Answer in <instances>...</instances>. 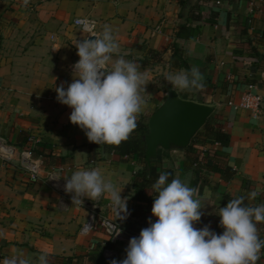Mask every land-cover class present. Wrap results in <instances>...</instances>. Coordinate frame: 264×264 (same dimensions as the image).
Here are the masks:
<instances>
[{"label":"crops","instance_id":"0c3cea01","mask_svg":"<svg viewBox=\"0 0 264 264\" xmlns=\"http://www.w3.org/2000/svg\"><path fill=\"white\" fill-rule=\"evenodd\" d=\"M76 18L95 20L97 34L109 25L119 55L147 73L141 93L147 106L137 121L146 127L172 88L165 73L200 70L202 90L175 91L214 109L207 122L226 135L224 143L215 145L213 130L200 129L186 148L158 150L151 165L197 189L207 217L220 220L219 208L242 195L248 206L264 203V0H29L26 7L23 0H0V145L12 151L0 154V264L21 251L33 258L45 253L49 264H109L125 258L149 218L155 222L151 188L144 192L149 204L135 198L134 174L143 170L136 155L103 146L91 151L69 120L72 109L57 102L55 87L71 84L75 43L86 38L73 26ZM181 25L197 30L195 38H177ZM151 51L160 59L142 63ZM248 85L262 96L257 115L234 106ZM28 149L34 180L22 163ZM95 168L127 200V219L120 221L105 197L72 204L65 180L55 179ZM257 227L264 239V223ZM257 264H264V248Z\"/></svg>","mask_w":264,"mask_h":264},{"label":"clouds","instance_id":"9594fccd","mask_svg":"<svg viewBox=\"0 0 264 264\" xmlns=\"http://www.w3.org/2000/svg\"><path fill=\"white\" fill-rule=\"evenodd\" d=\"M29 0H23L27 6ZM77 23H82L77 21ZM85 31H92L84 23ZM95 37V39H89ZM78 62L71 66L72 82L55 87L56 99L72 109L69 120L79 126L88 141L94 144L119 145L129 139L137 128L138 116L147 106V73L141 72L134 61L119 55L120 46L109 25L101 34L77 40ZM114 54H116L114 58ZM172 90H202V74L196 67L165 73ZM171 174L162 172L150 185L155 194L152 217L148 227L132 237L125 249V258L112 259L109 264H257L264 239L257 225L264 223V203L245 204V196L231 199L226 207L219 208V226L222 234L211 231L210 225L196 228L203 214L202 201L197 189L188 186L179 176L169 183ZM64 179V191L72 194V204H82L101 197L110 199L113 211L120 221L127 219V200L121 198L111 179H105L99 168L77 170ZM255 191L249 194L254 198ZM115 230V236L120 234ZM3 264H49L47 254L26 257L17 252L5 258Z\"/></svg>","mask_w":264,"mask_h":264},{"label":"water","instance_id":"95a60500","mask_svg":"<svg viewBox=\"0 0 264 264\" xmlns=\"http://www.w3.org/2000/svg\"><path fill=\"white\" fill-rule=\"evenodd\" d=\"M213 110L210 106L182 99L169 88L164 102L147 121V132L143 137L146 165L149 167L156 159L158 150L186 148Z\"/></svg>","mask_w":264,"mask_h":264},{"label":"trees","instance_id":"16d2710c","mask_svg":"<svg viewBox=\"0 0 264 264\" xmlns=\"http://www.w3.org/2000/svg\"><path fill=\"white\" fill-rule=\"evenodd\" d=\"M197 35V30L195 29H190L189 27L185 25H181L178 27L176 37L177 38H195ZM160 54L157 53L156 51H151L149 57L145 60H143L142 63H147L150 60L157 61L160 59ZM138 126L137 128L131 133L130 137L128 140L121 142L119 145H107V144H94L91 143L90 148L91 151L95 153L97 148L99 147H106L116 154L123 156V157H130V156H135L138 158V160L142 163L143 165V170L141 172L135 173L134 174V180H133V188L135 190V195L137 200H144L146 203H150V201L145 197L144 192L145 190L151 188L150 185L155 183V181L158 179V176L162 172H167L170 173L171 175L169 176V181L170 182L173 178L172 172L170 170H158L155 166L151 165L150 167L146 166L145 159H144V141L143 137L145 133L147 132V127L146 125L137 122ZM203 131H209L213 130L210 128V125L208 122L204 125L202 128ZM202 132V131H201ZM213 133L215 136L211 138L212 143H224V140L226 138V135L224 133H221L220 131L213 130ZM212 148V147H211ZM209 152V151H207ZM93 153V155H94ZM197 161V160H196ZM154 162V161H152ZM246 204V203H245ZM220 220L217 218L213 217H207L202 214L201 220L197 222L194 226L198 229L203 228L205 225H210L211 226V231L215 232L217 235L222 234L223 229L219 226ZM145 226V227H144ZM149 225L144 224L143 227L146 228Z\"/></svg>","mask_w":264,"mask_h":264},{"label":"built area","instance_id":"2783aa9c","mask_svg":"<svg viewBox=\"0 0 264 264\" xmlns=\"http://www.w3.org/2000/svg\"><path fill=\"white\" fill-rule=\"evenodd\" d=\"M251 6H253V3H250ZM77 21H81L82 23H77ZM84 23H87L89 28L92 29V31H85L84 30ZM73 26L77 27L84 33H86V37L92 35V33H95L97 22L91 18H76L72 22ZM95 38V37H89V39ZM75 64V63H74ZM255 86L254 85H248L246 87L245 92L241 95L240 101L238 104H235L234 106L241 109H246L251 112L253 115H257L260 112V106L262 102V96L259 94H256L255 92ZM234 104L233 102H229V105ZM215 145H218V143H215ZM205 152V151H204ZM12 153L11 149L4 147L3 145H0V154L4 158H8L10 154ZM202 155H204L202 153ZM32 158V150L28 149L26 150L22 155V163L23 166H25L29 171L31 172V179H36L35 170L37 168L36 164L31 160ZM64 184V183H63ZM61 187V186H60ZM64 190V185H63ZM107 231H112L113 225L110 223L105 224ZM91 228L90 224H86L82 231L86 232ZM109 253V252H107ZM109 255V254H107Z\"/></svg>","mask_w":264,"mask_h":264}]
</instances>
